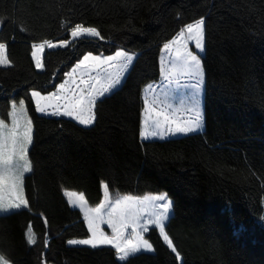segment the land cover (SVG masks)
<instances>
[{
    "label": "trees",
    "instance_id": "1",
    "mask_svg": "<svg viewBox=\"0 0 264 264\" xmlns=\"http://www.w3.org/2000/svg\"><path fill=\"white\" fill-rule=\"evenodd\" d=\"M205 20L200 132L144 139L143 98L161 79L163 45L196 19ZM0 115L23 100L33 122L23 177L28 207L0 214V254L13 264H264V0H0ZM81 23L100 37L46 48L36 67L33 44L69 41ZM134 53L115 90L97 100L90 126L35 111L31 91L48 94L85 54ZM109 190L165 191L173 201L166 231L147 237L153 252L120 261L112 246L69 245L89 235L83 213L64 189L89 204ZM33 232L35 244L27 240Z\"/></svg>",
    "mask_w": 264,
    "mask_h": 264
},
{
    "label": "snow or ice",
    "instance_id": "2",
    "mask_svg": "<svg viewBox=\"0 0 264 264\" xmlns=\"http://www.w3.org/2000/svg\"><path fill=\"white\" fill-rule=\"evenodd\" d=\"M3 20H0V24ZM73 38L81 36L100 37L95 27H85L81 23L71 29ZM205 20L196 19L186 24L171 39L163 45V51L169 57L167 64L162 58L160 62L161 82L153 86L149 84L143 98V127L140 136L144 139L177 134H190L203 127L204 116L201 108V93L205 84V72L201 55L194 52L190 45H194L199 53L205 52ZM69 41H61V46L67 47ZM56 47L52 41L46 40L39 48ZM6 44L0 43V65L9 66L11 61L6 54ZM36 49L37 46L33 45ZM36 66L42 67L40 60L33 51ZM135 54L118 50L114 55H84L71 71L65 73L68 77L59 84L56 91L42 95L39 91H32L31 97L35 102V111L48 116H64L77 121L80 125L90 126L97 119L96 104L99 97L115 90L129 72L135 59ZM94 73V74H93ZM183 87L186 90L178 104H174L175 91ZM158 89V91H157ZM11 126L0 120V211L9 212L28 207V200L23 195L22 185L25 173L33 170L29 159V147L33 143V122L27 115L24 101L19 107L15 102L11 105ZM178 113H184L182 119ZM105 202L95 209L85 210V218L91 236L88 239L69 240L70 245H89L96 248L99 245H111L120 261H126L130 256L143 251L152 252L153 245L145 238L150 226L159 229L164 242L171 249L177 259L180 253L174 246L166 231V222L173 211V201L167 193L148 195L144 197L125 196L117 199L113 204L108 201V185H103ZM9 192L5 200L4 191ZM77 196L76 193H68ZM81 208L85 207L83 194L78 195ZM109 207L107 219L102 214ZM94 213V215H93ZM108 224L112 235H107L101 224ZM131 230V231H129ZM29 244L36 241L32 235L27 237ZM0 264H13L5 255L0 254Z\"/></svg>",
    "mask_w": 264,
    "mask_h": 264
},
{
    "label": "rangeland",
    "instance_id": "3",
    "mask_svg": "<svg viewBox=\"0 0 264 264\" xmlns=\"http://www.w3.org/2000/svg\"><path fill=\"white\" fill-rule=\"evenodd\" d=\"M81 37H86V36H81ZM78 38H80V37H78ZM75 39H77V38H73L72 37V35H71V39L69 40V42L70 41H72V40H75ZM53 42V44H55L56 45V47H53V48H58V47H63V46H61V41H52ZM43 42H40V43H35V44H33V45H36L37 46V48L36 49H34L33 48V51H35L36 52V57H38L39 58V60H40V63H41V65H42V57H43V53H44V51H45V49L46 48H49V47H47L46 45H45V47L44 48H39V45L40 44H42ZM190 48L194 51V52H197V54H199V55H202L203 53H199L198 52V50H196L195 49V47H194V45H190ZM118 50H124V49H121V48H119ZM117 50V51H118ZM125 51V50H124ZM127 52V51H126ZM128 53H130V52H128ZM88 54V53H87ZM115 53H113V54H110V55H114ZM130 54H132V53H130ZM92 55H102V56H108V55H106V54H103V53H99V54H93L92 53ZM32 56H33V53H32ZM162 58L166 61V62H168V60H169V57L165 54V52L162 50ZM33 59H34V62H35V65H36V59L33 57ZM81 60V59H80ZM79 62V61H78ZM76 66V65H75ZM74 66V67H75ZM37 67V66H36ZM38 69H42L43 68V65H42V67H37ZM73 68V67H72ZM71 68V69H72ZM71 69L69 70V71H71ZM68 71V72H69ZM94 74V73H93ZM126 75V74H125ZM68 79V77L67 76H65V78H64V80L62 81V82H60L59 84H61V83H64L65 82V80H67ZM123 81V80H122ZM122 83V82H121ZM59 84L57 85V87H56V89L54 90V91H56L57 89H58V87H59ZM120 86V85H119ZM32 91H36V90H32ZM31 91V92H32ZM157 91H158V89H157ZM186 91H189V90H186V89H184L183 87H181V88H179V89H177L176 91H175V97H178V98H182V96L184 95V93L186 92ZM204 89H203V91H202V93H201V108H202V112H203V97H204ZM53 92V91H52ZM42 94V93H41ZM107 94H109V93H107ZM149 94V92L147 93V95ZM42 95H47V94H42ZM106 95V94H105ZM151 96V95H150ZM99 98H101V97H99ZM22 100V99H21ZM21 100H12V103L13 102H15L16 104H17V107H19V103H20V101ZM12 105V104H11ZM24 106H25V108H26V105H25V103H24ZM26 110H27V108H26ZM12 111V107H11V109H10V112ZM10 114V113H9ZM41 114V113H40ZM27 115H28V112H27ZM29 116V115H28ZM183 116H184V113H178L177 114V118L178 119H182L183 118ZM60 117V116H59ZM64 117V116H63ZM69 118V117H68ZM0 120H4L5 121V123H7L9 126H11V117H9L8 119H5V118H3L1 115H0ZM204 124V123H203ZM143 127V126H142ZM204 129V126L202 127V129H200L199 131H197V132H200V131H202ZM194 133H196V132H194ZM191 134V133H190ZM185 134H177V135H175V136H166L164 139H166V138H170V137H177V136H184ZM187 135V134H186ZM149 139H160L159 137H153V138H149ZM27 173H25V175H26ZM24 175V176H25ZM106 183H102V192H103V195H102V199H101V201L99 202V203H97V204H94V205H92V204H89L88 202H87V200L85 199V197H84V195H83V197H84V201H85V207L84 208H81L80 206H79V203H77V204H73L72 203V201L73 200H78V195L79 194H82L81 192H79V191H76V190H70V189H64V194H65V196H66V198H67V200H68V202L71 204V206L72 207H75V208H78V209H80L81 210V212L83 213V215H84V218H85V210L87 209V210H90V209H95L98 205H100V204H102V203H104L105 202V194H104V188H103V185H105ZM22 191H23V195H24V190H23V185H22ZM68 193H76V194H78L77 196H70V195H68ZM161 193H166L165 191H161V192H146V193H143V194H139V195H135V194H132V193H120V192H113V191H111V190H109V188H108V201H109V203H111V204H113L114 205V203H115V201L117 200V199H122L123 197H125V196H137V197H144V196H148V195H158V194H161ZM25 196V195H24ZM167 196H168V194H167ZM4 197H5V200H7L8 198H9V192H8V190L7 189H5V191H4ZM168 198H169V196H168ZM170 199V198H169ZM111 209L109 208V207H106L104 210H103V212H102V214L104 215V218L105 219H107V213H108V211H110ZM12 211V210H11ZM10 212V211H9ZM173 212V211H172ZM4 213H7V212H2V211H0V214H4ZM172 214V213H171ZM171 214H170V216H171ZM93 215H94V213H93ZM85 221H86V224H87V226H88V221H87V219L85 218ZM167 223V222H166ZM100 228L107 234V235H109V236H111L112 235V229L108 226V224H106V223H104V224H101L100 225ZM151 228H153V226H150L149 228H148V230H147V232L145 233V238L146 239H148V237H147V233L149 232V230L151 229ZM158 229V228H157ZM159 230V229H158ZM129 231H131V230H129ZM27 235H32L33 236V232H32V230L31 229H29L28 230V233H27ZM90 236H91V232L89 231V235L87 236V237H82V238H71V239H69V240H80V239H88V238H90ZM34 237V236H33ZM68 240V241H69ZM149 240V239H148ZM68 241H67V243H68ZM149 242H150V240H149ZM151 243V242H150ZM152 244V243H151ZM70 245V244H69ZM89 246V245H88ZM99 246H111V245H99ZM154 248V247H153ZM141 252H147V251H141ZM153 252V251H152ZM140 253V252H139ZM180 262H181V258H180Z\"/></svg>",
    "mask_w": 264,
    "mask_h": 264
},
{
    "label": "crops",
    "instance_id": "4",
    "mask_svg": "<svg viewBox=\"0 0 264 264\" xmlns=\"http://www.w3.org/2000/svg\"><path fill=\"white\" fill-rule=\"evenodd\" d=\"M132 54H133V53H132ZM85 55H86V54H85ZM82 58H83V57H82ZM82 58H81V59H82ZM161 59H162V53H161V57H160V62H161ZM79 61H80V60H79ZM77 63H78V62H77ZM77 63H76V64H77ZM165 63L167 64L166 61H165ZM76 64H75V65H76ZM75 65H74V66H75ZM74 66H73V67H74ZM160 82H161V80L158 81V82L151 83V84H152L153 86H155V85H159ZM147 87H148V86H147ZM147 87L144 89V96L147 95V93H148V92L145 91V90L147 89ZM150 95H151V93L149 92L148 96H150ZM179 99H180V98H178V97H174V101H173L174 104H178ZM9 117H10V115H9ZM203 126H204V124H203ZM29 148H30V147H29Z\"/></svg>",
    "mask_w": 264,
    "mask_h": 264
}]
</instances>
